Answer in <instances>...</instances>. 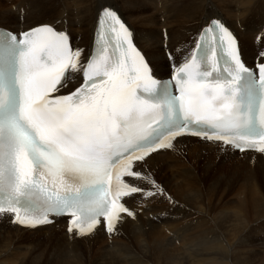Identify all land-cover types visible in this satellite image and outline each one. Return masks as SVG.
<instances>
[{
  "label": "snow or ice",
  "instance_id": "6c2138e0",
  "mask_svg": "<svg viewBox=\"0 0 264 264\" xmlns=\"http://www.w3.org/2000/svg\"><path fill=\"white\" fill-rule=\"evenodd\" d=\"M256 69L218 18L168 81L110 7L86 60L54 25L0 30V213L26 227L66 215L69 233H112L122 214L135 219L127 199L165 195L140 169L177 138L264 152V62ZM73 73L83 82L69 87Z\"/></svg>",
  "mask_w": 264,
  "mask_h": 264
},
{
  "label": "bare ground",
  "instance_id": "6f19581e",
  "mask_svg": "<svg viewBox=\"0 0 264 264\" xmlns=\"http://www.w3.org/2000/svg\"><path fill=\"white\" fill-rule=\"evenodd\" d=\"M5 1L11 4L16 0ZM16 2L15 8L11 4L0 11V22L10 26L0 28L20 33L39 24L54 25L70 35L73 48L81 49L85 60L94 46L101 8H112L133 32L137 47L146 54L159 80L172 74L174 67L170 71V66L183 62L210 18L220 19L234 33L247 66L264 62V0ZM31 12L46 14L29 19ZM82 82V73L69 76V87ZM173 143V148L151 154L140 169L151 173L165 195L127 199V206L140 214L136 213L135 219L122 214L112 233L99 226L85 237L69 233L68 219L23 229L13 223V215L0 214V264H264V152H235L221 143L192 137ZM215 166L219 171L232 167L244 172L242 186L238 187L239 180L219 186L223 190L229 183L230 188L236 187L237 206L226 212L222 202L223 207L216 208L213 236L199 245V184L208 180L212 184L208 186L216 189L220 183L210 175ZM213 189L208 198L219 201L221 196ZM190 211H195V216Z\"/></svg>",
  "mask_w": 264,
  "mask_h": 264
},
{
  "label": "rangeland",
  "instance_id": "374dc122",
  "mask_svg": "<svg viewBox=\"0 0 264 264\" xmlns=\"http://www.w3.org/2000/svg\"><path fill=\"white\" fill-rule=\"evenodd\" d=\"M17 1V0H16ZM16 1H14L13 3H11V4H13L14 5V7L13 8H15L16 6H17V2ZM198 1H201V0H198ZM202 1H206V0H202ZM207 1H209V0H207ZM210 2H213V0H210ZM10 3H7L5 0H0V11L2 12L3 10L5 11L7 8H8V6H10L11 5ZM12 5V6H13ZM41 14H46V12H43V13H38V15H41ZM29 16H28V18L30 19V17L32 16L33 18H35L36 16H38V15H34L33 14V12H31V13H29L28 14ZM31 17V18H32ZM0 25H2V26H4V27H7V25L8 24H5L4 22H0ZM8 27H10L9 25H8ZM170 57L171 56H168V58L170 59ZM174 66H170L169 67V69H170V71H171V69L173 68ZM256 165V164H255ZM202 166H203V164H201V166H199V170L202 168ZM219 166H223V165H219ZM219 166H215L214 168H215V170L213 171V172H211V174L210 175H213V181L215 182V181H217V182H219L220 184H218V185H216V189H213L212 187H209L208 185H212L211 183H210V181H206L205 183L204 182H200V184H199V196H200V199H199V210L201 211V213H200V211H199V239H200V241H199V245H200V243L202 244L203 242V244H206V242L205 241H207L208 239H210L213 235H212V233H214V228H215V224L217 223L216 221H215V219L214 218H216V215H217V213L218 212H216V211H218L220 208H222L223 207V205H224V208H225V211L226 212H229V211H231L232 210V207H236L237 206V204H235L234 203V201H236V199L234 198V190H236V187H232V188H230V183L231 182H233L234 181V184H236V182L238 181V187H240V186H242V184H241V181H242V179H243V173L244 172H241V171H239V170H237V169H233L232 167H230V169H229V171H227V169L224 171H219V169H220V167ZM227 180H229L230 181V183H229V187L227 188V190L225 189V190H223L221 187H219V186H221V185H224V183H225V181H227ZM207 182H209L208 184H207ZM243 183V182H242ZM205 184V185H204ZM201 185V186H200ZM205 186V187H203V186ZM202 188V189H201ZM203 188H205V190L203 189ZM208 189V190H207ZM214 190V192L216 193V195H218L219 197L221 196V199H219V201H216L217 200V197H214V199L213 198H208V196L210 197L211 195H209V194H211L210 193V191L211 190ZM220 189V190H219ZM202 190V191H201ZM218 190V191H217ZM209 193H208V192ZM217 191V192H216ZM221 191V192H220ZM202 192V193H201ZM223 193V194H222ZM207 196H206V195ZM204 196V197H203ZM223 197V198H222ZM226 198V199H225ZM223 199H224V201H223ZM201 200V201H200ZM214 200V201H213ZM221 200V201H220ZM208 203H207V202ZM205 202V203H204ZM216 204H214V203ZM222 202H224V204L222 203ZM218 203V204H217ZM231 203V204H230ZM233 203V204H232ZM205 204H207V205H205ZM213 204V205H212ZM223 204V205H222ZM218 205V206H217ZM222 205V206H221ZM134 206L136 207V205L134 204ZM205 206H207V208L205 207ZM217 206V207H216ZM227 206V207H226ZM134 207V208H135ZM219 207V208H218ZM230 207H231V209H230ZM218 210H217V209ZM208 209V210H207ZM211 210V211H210ZM214 210V211H213ZM229 210V211H228ZM191 213H193V215H194V213H195V211H190ZM212 212H215V214L214 213H212ZM136 213L137 214H140V212L139 211H136ZM202 213H205L204 215L202 214ZM210 214H212V215H210ZM215 217H214V216ZM195 216V215H194ZM194 216H192L191 215V218L192 217H194ZM209 216H211V218L209 217ZM198 218V217H197ZM202 218H203V220H202ZM209 218V219H208ZM202 220V221H201ZM212 220V221H211ZM215 223V224H214ZM209 225V226H208ZM188 226H190V225H188ZM187 226V228H188V230H190L191 229V227L189 228ZM213 228V229H212ZM203 234V235H202ZM206 235V236H205ZM210 235V236H209ZM200 237H202V238H200ZM205 237H207V238H205ZM202 239V240H201ZM205 240V241H204ZM209 242V241H208Z\"/></svg>",
  "mask_w": 264,
  "mask_h": 264
}]
</instances>
